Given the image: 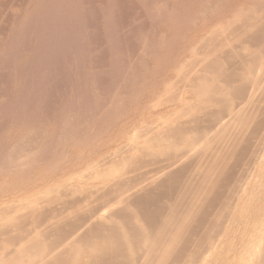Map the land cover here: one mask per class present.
I'll use <instances>...</instances> for the list:
<instances>
[{"label": "bare ground", "instance_id": "1", "mask_svg": "<svg viewBox=\"0 0 264 264\" xmlns=\"http://www.w3.org/2000/svg\"><path fill=\"white\" fill-rule=\"evenodd\" d=\"M208 1L210 2V0ZM153 2L155 3V1ZM157 2L155 3L157 6L155 4H152V6H154V9L155 6L159 9V12L158 10L154 11L158 12V16H161V6L159 8ZM77 3H80L79 0H76L75 5ZM149 3L147 4L149 5ZM146 7L148 8L146 10L150 11V7ZM161 9L164 12V8ZM208 10L211 9L209 8ZM62 12L65 13L64 10ZM220 12V16L216 18L217 22L214 24V26L217 25L218 27L215 28L213 26L214 29L207 32L209 36L207 39L205 37L202 38L203 41L200 39V42L206 43L208 50L205 53V58L203 56V60L200 59L201 57L198 58L201 60L200 64L198 62L199 69L189 70V76L183 72L182 65L178 66L176 70L177 74H181L177 75L175 80L177 79L178 81V77L182 76V72L187 76H184V79L181 77L183 80L181 81L182 85L185 80L182 92L178 96L174 93L176 98L174 97L169 102L160 103L157 106L152 105L153 109L154 107L156 108L155 110H151L149 107L150 101L143 102L144 105L140 106L136 112L128 114L122 119L119 132L113 138L103 140L101 135L103 134V128L115 121L112 119V114H114L113 109L118 104H121L119 103L120 101L122 102L121 97L124 94H120L121 88L119 94L117 93L113 96L114 98L117 95L119 100L116 98L117 100L115 99L114 101L111 97L110 106H107L108 104L104 106H107L106 109L104 108L105 114L102 112L104 115H94L93 112L95 111L92 110L91 112L90 109L91 113L89 112V115L93 114L92 116L94 117L91 116L89 118L85 112L86 114L84 115L89 118L90 123L85 116V120H87L85 123L88 122V124L86 123L87 126L84 128L86 132L85 136L82 135L83 137H80L76 127V130L72 131V127L75 124L73 121H76L77 117L79 119V116H81L80 114L76 117L72 113L76 119H70L69 114L73 110L72 100L65 101L66 103L62 106V112L57 117L53 116V121V117H49L52 122L48 125L45 122L47 126L44 127V132H42L44 135H40L41 130L38 132L40 134L36 139L41 136V140L38 139L39 141L35 140V137L33 139L31 134H28L30 131L27 132L25 129L33 128L37 124L35 117L38 116L37 118H39V115L41 117V112H38L37 116L29 115L25 117L23 115L25 118L22 116V119L27 125L25 123L20 124L18 121L16 128L10 125L11 130L0 138V181L8 180L10 184L7 182L9 184L7 189H12V191H6L8 192L7 200L0 199V205L26 197L29 201L26 208L32 212L31 214H38L41 217L46 212L49 214V211L44 212L41 207H38V205L40 206V200L44 199V196H52L58 189L59 191L63 189L65 193L63 199L65 197L64 200L66 202L61 204L62 206L64 205L63 211L58 214L54 211L47 220H43L44 222L35 223L34 227L29 231H22L26 234H24L25 236L22 234L23 236L21 235L18 239L16 238L15 242L18 244H14L17 245L16 249L12 248L11 250L10 245H2L3 247L0 250L3 252L0 251V264H170L176 258L177 255L175 257L174 255L179 251L182 243L185 246L184 240L189 241L187 236L190 238L191 235L195 238L193 239L192 237L191 239L192 241L195 240L193 241L194 246L188 245V247L186 245V247L191 248L188 252H181L184 255L183 258L177 257L181 260L180 263L178 262L179 264H264V183L259 180L261 175L256 174L258 168L261 171L264 170V147H258L260 152L256 156L253 154L252 156L249 155L250 158L248 156L253 168L252 166H250L252 170L249 168L248 162L246 167L250 171L246 174L243 170L246 176L242 178L243 174H241L240 177L242 179H238L239 175H236L235 179L237 180H235L233 171L234 176H232L231 182H234V185L232 186L233 183L230 185L232 187L229 188L230 190L224 188L227 192L229 191L227 194L225 192V197L222 196L223 193L220 194V197L217 193L218 187L228 177V166L231 163L230 161H232L230 157L234 156V158H237L236 153L239 154V147L242 146L241 142L245 141L246 134H250L253 131L256 132L255 130L259 128H264V42L262 41L264 38L260 39L263 43H260L259 46L256 45V50H252V41L248 42L249 40H245L244 42L247 36L258 33L259 38H261L260 34L264 33V19H262L264 17V0H250L247 5L240 8L234 7L229 11L220 10ZM148 14L150 15V12ZM154 14L153 17L155 19L157 16ZM77 16L79 17V15ZM77 16L74 15V17ZM165 16V18L169 17L168 14ZM81 18L84 17L81 16ZM81 18L78 19L79 21H77L75 26L73 25V28L75 27L73 30L75 35L71 33L74 35L73 40L70 39L71 37L68 38L66 34L55 37V39L47 38L46 34L50 32L41 33L38 34L36 39L32 38L35 40V46L32 51H18L19 53H16L13 59L11 58L13 60L12 85H14L13 88L10 87L12 88L9 93L11 100L8 102L6 99L5 101L3 98L0 99V106L8 102L7 105L15 109L14 105L22 100V97L23 100L25 98V101H27L31 95H36V100H34L37 103H35V106L40 107V103L45 101L43 100L45 97L43 94L45 89H47L48 82L52 81L50 76L53 73L47 71H49V68H53L52 62H55L53 60L58 58L61 61L59 56L61 50L60 52L58 51L62 45L68 46L69 41H73L74 44H71L76 46L73 50L78 52L76 58L73 57L76 60L73 58V61L71 60L74 62L75 68L76 64L78 66L84 65L88 58L90 61L91 57L89 56H93V54L89 55V49L87 50L84 47L88 36H86L84 27L81 25L83 23L80 22ZM174 19L175 16H171L169 24H172ZM107 20V27H109L111 26L109 16H107ZM113 21L115 22V20ZM48 28L51 29V25ZM69 28L71 30L72 26ZM16 33L14 32V34ZM218 35L223 37V40L218 44L217 50L215 46L212 48V44H215L213 40L215 41ZM231 36L233 37L232 39H230ZM145 38H142V40ZM251 40H254V38ZM236 42H243L241 48L239 47L240 50L234 47ZM224 47L230 48L229 50L226 48L229 51L228 53L224 52L226 51ZM71 48L72 46L67 49ZM199 49H201L200 46ZM222 49L226 53L225 57L219 55ZM218 51H220L219 54L217 53ZM63 52L67 54V51ZM146 52L148 53V51ZM69 55L70 53L67 56ZM3 56L4 54L0 49V59ZM69 59L67 60L69 61ZM57 61L56 63L59 65ZM192 61L195 62V60ZM1 62L4 63L5 61ZM194 62H192V67L195 66ZM234 62H237L239 70H233L235 68L228 69V67H231L230 65L235 64ZM62 63L63 61L60 64ZM91 64L94 65L93 61ZM127 64L130 65V63ZM71 66L69 69L72 68ZM64 67L63 69H65ZM73 69L74 67L72 72H74ZM130 69L133 72L132 68ZM138 69V73L144 71V69H141V71ZM50 70L52 71V69ZM125 70L127 72H124V76L125 73H130L128 72L129 70ZM72 72L70 70L69 74ZM66 74H68L67 71ZM69 74L67 77H69ZM48 76L51 79L49 81H47L49 79ZM171 77L173 78V76ZM79 78L82 82L85 80L83 76ZM69 79H71V74ZM144 79H146L144 73L126 75L125 88L130 90L138 81H144ZM52 83L54 84V82ZM170 83L163 89L165 92L170 93V90L174 89L171 87L175 84H173V81L172 85ZM119 86L121 87V85ZM168 88L170 89L168 90ZM113 90L115 91V89ZM114 91L111 90L109 92L113 94L112 92ZM65 93L64 91L63 94ZM129 93L127 95H130ZM85 94L88 95L87 92ZM98 94L100 95V92ZM164 94L166 95V93ZM187 95L193 101L187 99ZM95 97L97 96L95 95ZM21 103L23 104L24 102L21 101ZM86 104L89 105L88 102ZM43 106L42 109H44ZM45 109L47 110V108ZM81 109L76 110L81 111ZM2 110H6V108ZM97 110L100 111L101 108H97ZM188 112L189 114H187ZM2 115L5 114L2 113ZM187 115L191 116V119ZM16 116V120H19L20 117ZM202 118L206 119V121H203ZM77 124L79 125L80 123ZM77 124L75 125L77 126ZM37 128L40 129L39 127ZM37 128L36 131L31 129V132H37ZM256 133H258L256 134V137H258L259 131ZM253 134H250L252 136L251 140H253ZM261 135L263 136L264 134ZM57 136H60L59 139H57ZM248 142L250 141L248 140ZM259 142L260 144L262 143L260 138ZM244 144L246 145V143ZM252 144L248 146H252ZM46 152H49L48 158L46 157L47 160L42 155H46ZM65 153L79 156L74 159L71 157L65 158ZM242 154L245 153L243 152ZM41 155L45 159L42 160L41 158L43 162L39 160V157H42ZM145 158L146 160H144ZM149 158H152L153 161L150 163L149 160L148 165L146 161ZM234 161L233 159V163ZM143 163L146 165L145 168H147L144 169L145 172L141 169ZM187 163L191 164V168L187 167ZM38 171L41 173L39 177L32 178ZM241 171L236 173L240 174L242 173ZM229 172L231 171L229 170ZM83 173H87V175ZM181 180L184 181L180 188L178 187V190L173 193L171 187L175 184L179 186ZM224 183V186L227 185L226 182ZM7 189L6 186H0V191L2 192ZM187 189L191 193L190 198H187ZM77 195H81L83 198L80 199V196L78 198ZM21 204L20 206L18 205L19 207L12 204L14 206L12 208L17 207L16 209H11L12 212L16 210L15 213H18L20 211L18 208L22 207ZM49 204L47 205L50 206ZM10 205L7 204V207ZM251 205L255 207V210H252L250 214L245 213L246 208ZM24 207L22 209H25ZM16 218L17 216L13 215L5 219L7 223L3 224V226H7V229H9L8 226L11 227L13 225L14 228H17L20 223H27L26 220L22 221L21 218L16 220ZM20 219L21 222H19ZM17 221L19 224L15 226L14 224H17ZM197 221L201 222L200 224L198 223L199 227L201 225L200 230L194 229ZM218 228L219 230L217 231ZM22 232L20 231V233ZM49 236L53 237V240ZM191 240L190 242H192ZM5 244L8 245L4 242ZM1 253H4V255ZM180 256L182 257V255Z\"/></svg>", "mask_w": 264, "mask_h": 264}, {"label": "rangeland", "instance_id": "2", "mask_svg": "<svg viewBox=\"0 0 264 264\" xmlns=\"http://www.w3.org/2000/svg\"><path fill=\"white\" fill-rule=\"evenodd\" d=\"M81 1L82 0H79V2L81 4L77 3V5H75L76 0H68V2H67V0H39V1L38 0H0V49L2 50V52L4 54V56L0 59V72H1L0 78L2 79V80L0 79L1 80L0 85H2V86H0V89H1L0 90V96H1L0 99L3 98L4 101L6 99L8 102H9V100H11L10 99L11 96L9 95V93H10V89H12L14 86V85H12L13 84V81H12L13 80V73L11 74V72H13V70H12L13 69V60L12 59L14 58V55L16 53L23 52V51H25V52L26 51L27 52L32 51L33 47L35 46V44H34L35 40L34 39H36L38 37V34H41V33L46 34V32L47 33L50 32V33L46 34L47 38H55L58 36L60 37V36H62V34H66V36H68V38L71 37L70 39L73 40L74 35H75L74 31H73L75 27L73 28V25L75 26V24H77V21H79L78 19L81 18V16L84 17V18H81L82 20H80L81 23L82 22L84 23V24L82 23L81 25H82V27H84L86 36L89 37V38L88 37L86 38V42L84 43V47L87 48V50L89 49V51H88L89 55L93 54V56L91 55L89 57H91L90 61L92 60L93 64H94V65H92L91 64L92 61L90 62L89 58H88L84 65L82 64L81 66H78L76 64V68H75V64H74V62H72L73 61L72 58L73 57L76 58L78 52H76L77 50H75V51L73 50L74 47L76 48V46L72 45V44H74L73 41H71V42L69 41L68 46L65 45L67 47L62 45V47H60V49L58 48L59 51L58 50L57 51L60 52V50H61L60 54L62 53V55L59 54L61 61H60V59H58L56 57L57 59L53 60L55 62H52L53 68H49V71H47V72L53 73V74H51V76L48 74L50 77H52L51 78L52 81L48 82L49 84L47 85V89H45V91H44L43 95L45 97L43 96L44 97L43 100H45V101L41 100L42 101L41 103L44 105V106L42 105L44 109H42L41 103H40L41 108L35 106L36 105L35 103H37V101H35L36 95H34V96L31 95V97H32V98L30 97L31 100L27 99V101H25V98L23 100V97H22V100H20L19 102H17V104L14 105L15 109H14V107L12 108V106L9 107L7 105L8 102H6V104L4 103V105L0 106V128H1L0 129V134H1L0 138L4 134L8 133L11 130V128H10L11 126H14L16 128L18 125L17 121L20 124L25 123L22 119L23 115H25V117L26 116L28 117L29 115L37 116V113L41 112L40 113V114H42L41 117H40V115H39V118H37L38 116L35 117L37 120V124H35V126L33 128L30 127L28 129H25L27 132L30 131L28 134H31V137L33 139L35 137V140H37V141L41 140L40 139L41 136L44 135V133H42V132H44V127L53 121V119H54L53 116L57 117L62 112V108H63L62 106H64V104L69 100L70 101L72 100L71 102L73 105V110H72L73 112L71 111V113L69 114L70 119L75 120L76 117L81 114V116H79V119L77 117L76 121H73L75 124H77V123H80V124L79 125L77 124V126L74 124V127H72V129H73L72 131H74L75 127L77 128V131L81 137L86 132L84 128H86L88 122L90 123L89 118L93 114L92 115H89V114L92 112V110L95 111V112H93L94 115H104L106 107L110 106V102L112 101L113 96L117 93L119 94V90L121 88L123 91L121 90L120 94L121 93L124 94V95H122L124 98L121 97L122 99L121 98L120 99L122 100V102L121 101L119 102L121 104H118V106L115 107V109H113L114 114H112V119H114L115 121H113V123H111V124L110 123L107 124L103 128V132H102L103 134L101 135V139H103V140L110 139L111 137L113 138L119 132L122 119L128 114H133L134 112H136V110L139 109L140 106L144 105L143 102L150 101L149 107L151 108V110H155L156 109L155 107L153 109L154 105L157 106L160 103L163 104L164 102L165 103L169 102L174 97L176 98L175 94H177V96H178L179 93L182 92V89L185 86L184 85L185 80H184L183 85H182L181 81H183V80L181 77H183V79H184L185 77L189 76V74H188L189 70L193 71V70L199 69L200 61L203 60L202 59L203 56L205 58V55H206L205 53L208 50L206 48L208 46L206 45L205 42H202L203 41L202 38L205 37V39H207L209 37L207 32L214 29V27L215 28L218 27L217 25L214 26V24H216V22H217L216 18H218V16H220V13H221L220 10L226 12V11H229L231 8H234V7L240 8L244 5H247V3H249L250 0H248V1L247 0H214V1L210 0V2L208 0L207 1H205V0H167V1L166 0H162V1L161 0H119L118 1V0H116L117 2L115 0H103V1L102 0H83L82 2ZM153 1H155V3L158 1L157 2L158 7L161 6V8H164V12H163V10L159 7L160 11H162V12H160V14L162 13L163 17H162V15L161 16L159 15L160 16V18H159L158 14H157L159 12V9L156 8L157 5ZM251 1H255V0H251ZM137 2H139V3H137ZM36 3L39 5H37ZM147 3H149V5ZM159 3H161V4L159 5ZM208 3H210V4H208ZM58 4H60V5H58ZM152 4L156 5L155 9H154V6H152ZM79 5H80L81 9L79 8ZM146 6L150 7L149 8L150 11L146 10V9H148ZM201 6H202V8L200 9ZM205 6L207 7V11H206ZM61 7L63 8L65 13L62 12L63 10ZM64 7H66V8H64ZM71 7H72V9H71ZM36 8H38V9H36ZM57 8H59L60 10ZM209 8L211 10H208ZM26 9H28V10H26ZM152 9H153V11H152ZM105 10H107V11H105ZM112 10H114V11H112ZM154 10H156V11L158 10V12H156ZM165 10H167V11L165 12ZM146 11L148 13L150 12V15ZM47 12H49V13H47ZM81 13H82V15H81ZM31 14H32V17H31ZM66 14H68V15H66ZM76 14L79 15V17ZM153 14L155 16H157L156 17L157 19L156 18L154 19ZM167 14L169 15V17L165 18L166 17L165 15H167ZM74 15L77 17H74ZM17 16H18L19 20H18ZM56 16H57V19H56ZM71 16H72V18H71ZM107 16L110 17L109 23L112 27L111 26L107 27V24H108ZM171 16H173V17L175 16V19L173 20L172 24L171 23L169 24V20H170ZM263 16H264V14H263ZM73 17H74V20H73ZM52 18L54 19V21H52L53 20ZM158 18L160 19V21ZM25 19H27V20H25ZM43 19H44V21H43ZM70 19H72L73 22H71L72 20H70ZM163 19H164V21H163ZM165 19H167V20H165ZM262 19H264V17ZM113 20H115V22ZM23 21H24V25H23ZM42 21H43V23H42ZM45 21H47L48 23ZM33 22H34V24L35 23L36 24L34 25ZM16 23H17V25H16ZM29 24L32 25L33 27L30 26ZM13 25H15V26H13ZM50 25H51V29L48 28V27H50ZM38 26H40V27H38ZM42 26H44V27H42ZM68 26L69 27L72 26V28H73V29L71 28L72 31L70 30V28ZM12 27H13V29H12ZM53 27H54V30H53ZM11 29H12V31H11ZM96 29L98 32L96 31ZM26 30H27V34H26ZM69 30H70V32H69ZM14 32H17V33L14 34ZM71 33L74 35H72ZM206 33H207V35H206ZM145 34H146V36H145ZM49 36H51V37H49ZM33 37H34V39H32ZM145 37L147 38V40ZM249 37H250V39H249ZM249 37L247 39L245 38L244 42H245V40H247V41L249 40L248 42L252 41V43H253V45H251V46H253L252 50H256V45L259 46L260 43L264 42V39H263L264 33L260 34L261 38H259L258 33L252 34ZM142 38H145V39L142 40ZM216 38L218 39V41ZM216 38H215V41L213 40V42L217 46L215 44L214 45L212 44V48H213V46H215L218 50V44L223 40V37L218 35V36H216ZM232 38L233 37L231 36L230 39H232ZM253 38H254V40H251ZM25 39H27V40H25ZM200 39L202 40L201 41L202 44L200 42ZM260 39L261 40L263 39L262 40L263 42H261ZM19 42H21V43H19ZM143 42H144V44H143ZM4 43H6V44H4ZM199 43H200V45H199ZM146 44H148V45H146ZM149 44H150V46H149ZM235 44H237V45H235ZM235 44H234V47H236V49L238 48L237 50H240L243 42L242 43L236 42ZM17 45H19V46H17ZM158 45H161V46H158ZM26 46H27V50H26ZM71 46H72L71 49H67ZM146 46H148V47H146ZM199 46L201 49H199ZM204 46H205V48H204ZM16 47H18V48H16ZM63 47H65L66 49L64 48L65 49L64 50ZM19 48L21 49V51ZM224 48L226 50L227 47H224ZM229 49L230 48H227V50H229ZM68 50H69V52H68ZM223 50L224 49H222L221 53H220V51L217 52L218 54L220 53L219 55H221V57H225L224 55H226V53L229 52L226 50V51H224L226 53H224ZM63 51H65V52L67 51L66 52L67 54H64ZM72 51H74V52H72ZM146 51H148V53ZM71 52H72V55H71ZM69 53L72 57L70 55L67 56ZM73 53H76V54H73ZM222 53H224V54L222 55ZM218 54H217V56H219ZM61 56L64 57L63 58L64 60L62 59ZM66 56H67V59L70 58L69 61L66 59ZM221 57L219 56V58H221ZM75 58H73V59H75ZM190 58H192V59H190ZM198 58H200L201 60ZM137 59H138V62H137ZM153 60H155V61H153ZM192 60H195V62ZM1 61H5V62L2 63ZM56 61L59 62V65H58V63H56ZM62 61H63V63L60 64ZM188 61H191V62H188ZM126 62L130 63V65H132L134 67L130 66ZM192 62H194L193 64H195L194 67H192L193 66ZM198 62H199V64H198ZM234 63L235 64L230 65L231 67H228V69L235 68L233 70H239V68L236 64L237 62H234ZM7 64H10V65H7ZM63 64L65 65V67ZM68 64H70V65H68ZM137 64H139V65L136 66ZM188 64H190V65H188ZM121 65H122V67H121ZM180 65H182L183 72H185L187 76L185 75V73L182 72V76H179L178 81H177V79L175 80V78H177L176 76L180 75L181 73L177 74L178 72H176V70L178 69V66H180ZM55 66L56 67L58 66V67L56 68ZM60 66H62V67H60ZM66 66H67L68 70H66L67 69ZM70 66L72 68L74 67V69H73L74 72H72V68L69 69ZM189 66H191V67L189 68ZM63 67L65 69H63ZM123 67H128V68H123ZM138 67H139V69H138ZM130 68H132L133 72L135 70H136L135 72H137V69L139 71H141V69L142 70L144 69V71H142L140 73L134 72L135 73L134 74L133 72H131ZM50 69H52L53 72ZM54 69H56V70H54ZM88 69H89V71H88ZM125 69L129 70L128 72L132 73V74H130V73L126 74L125 73V76L126 75H128V76L129 75H140V74L144 73V76L146 79H144V81H138L137 84H135L131 88L129 87L130 90H128L127 88H125L126 85L124 82L125 76L123 74H124V72H127ZM70 70L72 72V73H70L71 79H69L70 78V74H69ZM59 71L61 74L59 73ZM66 71L69 74V77H67L68 74H66ZM62 72H64L65 75L62 74ZM59 74L64 75V76L61 77ZM117 74H118V76H117ZM77 75H80L81 77L83 76V78L85 77L84 78L85 82L84 81L82 82L81 79L79 78L80 76H77ZM49 76H48L49 79L47 78L48 79L47 81L51 80ZM170 76H173V78L172 77L170 78ZM54 78H56V79H54ZM122 78H124V79H122ZM68 79H69V81H67ZM55 80H56V82H55ZM78 80H80V81H78ZM11 81H12V83L9 84ZM94 81H95V83H93ZM172 81H173V84H175V85H173V87H171V88L172 89L174 88V89L170 90V93L165 92L163 89H165V87L170 82H171L170 84L172 85ZM52 82H54V84ZM72 82H74V83L72 84ZM81 82H82V84H81ZM179 82L181 83L180 85H179ZM121 83L122 84L124 83V85H122ZM119 85H121V87ZM10 87H12V88H10ZM180 87H181V89H180ZM63 88H65V89L63 90ZM113 89H115V91ZM131 89L133 90V92ZM169 89L170 88H168V90ZM84 90L87 92V94L89 96L85 94L86 92ZM92 90H94V91H92ZM111 90L114 91V92H112L113 94L110 93ZM178 90H180V91H178ZM64 91L66 92L65 94H66L67 98L65 97V94H63ZM129 91H130V93H129ZM99 92H100V95L98 94ZM92 93L95 94L97 97H95V95H93ZM127 93H129L130 95H127ZM164 93H166V95ZM31 94H34V93H31ZM72 94H73V98H72ZM98 95H99V97H98ZM134 95H135V98H134ZM93 96H94V98H93ZM51 97H53L52 100H51ZM87 97H89V98H87ZM96 98H98V99H96ZM116 98L119 100L117 95L113 98V100L115 101ZM187 99H190L193 101V99H191L190 96H188V95H187ZM53 100L56 101V103L58 105L56 103H54ZM21 101L24 102L23 104L25 107L23 106ZM32 102H33V104H32ZM49 102H52V103H49ZM86 102H88L89 105H87ZM28 103L29 104L31 103V104L29 105ZM73 103H75V104H73ZM78 104H80V105H78ZM106 104H108V105L106 107H104ZM74 106H75V109H74ZM76 106H79V107H76ZM36 107H37V109H40V110H37ZM5 108L7 111L2 110ZM45 108H47V110ZM81 108H84V109H81ZM97 108L98 109L101 108V110L99 111V110H97ZM25 109H27V110H25ZM76 109L77 110L81 109V111L80 110L77 111ZM86 109H87V111L89 109V111L87 112ZM90 109H91V112H90ZM74 110H75V112L77 111L76 112L77 114L74 112ZM28 112H29V114H28ZM55 112L58 114H56ZM102 112H104V114ZM2 113L5 115H2ZM23 113H25V114H23ZM72 113H74L76 117L74 115H72ZM6 114H9V115H6ZM84 114L89 116V118ZM187 114H189V112ZM13 115H15V116H13ZM16 115H18L21 120L20 119L16 120L17 119ZM70 115H72V116H70ZM3 116L4 117L6 116V117L4 118ZM7 116H8V118H7ZM85 116L87 117V120H88V122H86L87 124L85 123V121H87V120H85L86 119ZM25 117L23 116V118H25ZM49 117L52 118V121H51V119H49ZM92 117H94V116H92ZM188 117H187V119H188ZM189 118L191 119V116ZM79 120H80V122H79ZM202 120L206 121V119H204V118H202ZM45 122L47 125H45ZM25 125H27V124L25 123ZM36 126L39 127L40 129H38ZM35 127L38 129L37 132H35L36 131ZM80 128L83 129V130L81 129L83 132L80 130ZM2 129H4V130H2ZM31 129L32 130L34 129L35 131L31 132L32 131ZM263 129L259 128V129L255 130L256 132L259 131L258 137L260 138V141L262 142L261 144H260V142L258 143L259 138L256 137V134H258V133L254 132V131L252 132V133H254L253 134V140H251L252 139V136H251L252 133H250L251 135L248 133L249 137L250 136L251 137L249 138L248 134H246V137L245 136L244 137L247 139V141L249 140L250 142L247 143L246 139L243 137L245 139V141H243V139H242L243 142H241L242 146L239 147V154L236 153L238 156L235 154L236 157L238 158V160H236L237 158H234V156L230 157L231 158L230 160H232V161H230L231 165L229 164V166H228V177H227L228 179L227 178L225 180L223 179L224 181L221 183L223 188L221 185H220L221 187L220 186L218 187L219 190H217V193L219 194V197H220V194H222V193H223L222 196H224V197L227 193H229V191L227 192V190H225L224 188H227L228 190H230L229 188H232V187H230V185L232 183H233L232 186L234 185V182H231V180L233 179L232 176L235 175L234 176V179H235V177H237L236 175H239L237 178L242 179L250 171L248 169V167H246L247 163L249 162L250 156H252V154L256 156L260 152L259 151L260 149L258 147H260V148H262V146L264 147V138H263L264 135L263 136L261 135V134H264ZM39 131L41 134L38 133ZM34 133H37L38 135L34 134ZM39 134L41 135L40 138L36 139V137H39ZM59 137L60 136H57V139H59ZM244 143H246V145ZM251 144H252V146H248ZM249 150H250V152H249ZM241 151H242V153L244 152L245 154H242ZM42 155H44V157L46 159V157L48 158L49 152H46V155L45 154H42ZM78 156L79 155L65 153V158L71 157L74 159V158H77ZM248 156H249V158H248ZM41 158H42V160H45L43 158V156L39 157V160L41 162H43L41 160ZM246 158L248 159V161ZM233 159L236 162L234 161V163H233ZM144 160H146V158ZM149 160H150V163H151V161H153L152 158L151 159L149 158L146 161L147 164L149 163ZM249 163H248L249 168L252 170V168H253L252 163L251 162H249ZM143 164L141 166V169H142V171L145 172L144 169H147V168H145L146 165L144 164V166H143ZM244 165H245V167H244ZM250 166H252V168ZM187 167L191 168V164L187 163ZM229 167H233V168H229ZM229 170L231 172H229ZM243 170H244V172H246V174L243 172ZM233 171H234V175H233ZM239 171H241L242 173L237 174L236 172L239 173ZM40 174H41L40 171H38L37 173H35L33 175L32 178H34V179L38 178ZM83 174L87 175V173H83ZM241 174H243L242 178L240 177ZM256 174L261 175V179H259V180H261L264 183V170L261 171V169L258 168L256 171ZM194 180H196V179H194ZM235 180H237V179H235ZM183 181L184 180L180 181L179 186L175 184V185H173L174 187L173 186L171 187V190L173 189V191H172L173 193L178 190V187L180 188ZM7 182L9 183L8 180H3V182L0 181V186L1 187L6 186V189H7V187H9V184H10V183L8 184ZM224 182H226L228 187H226L227 185H225V186L223 185V184H225ZM175 187H177V188H175ZM6 191L11 192L12 189H10V190L7 189L3 192L0 191V199L7 200L6 196H7L8 192H6ZM187 191H188L187 192V198H190L191 193H190L189 189H187ZM225 192H226V194H225ZM56 193H55L56 195L52 194V196L51 195H48V197H47V195H46V197L44 196V199L42 198L40 200L41 202H39L40 206L38 205V207H41V209H43L44 212L49 211V214H47L48 212L44 213L46 218L44 217V215L40 217L38 214H31L32 212H30L26 208V207H28L27 203L29 202L26 199V197L20 198V199L16 200L15 202H11V203L6 202L5 205L4 204L0 205V216H1L0 217L1 218L0 219V226H1L0 227V248L2 249L3 246H9L10 245L9 247H11V250H12V248L16 249L17 245H18L17 242H15L16 238L18 239V237H21L22 234L23 235L26 234L24 232L32 229L34 227L33 225L35 223H38V222L41 223L43 220L44 221L47 220V218L50 215H52L54 213V211L56 212V214L63 211L64 205L62 206L61 204L66 202L64 200L65 197L63 199V195L65 194L64 190L62 189L61 191H59V189H58L56 191ZM79 196H80V199L83 198V196L82 197H81V195H79ZM79 196L77 195L78 198H79ZM58 197H59V199H58ZM224 197H222V198L224 199ZM49 198H51V199H49ZM45 200H47L48 202ZM19 203L20 204L22 203L21 204L22 207L18 208V209H20V211H18V213H15L16 210H14L12 212L13 209H16L17 207L20 206ZM48 203H50L49 204L50 206L47 205ZM7 204H9V205L11 204L10 205L11 207L8 206L10 208V210L7 207ZM12 204H14V206H17V207L12 208V207H14ZM23 204L25 207L23 206ZM23 207L25 209H22ZM252 207H253V209H252ZM21 209H22V211H21ZM252 210H255V207L251 205L250 207L246 208L245 213L250 214ZM5 214H7V215L5 216ZM11 214H12V216L16 215L18 220H19V218H21L22 221L26 220L27 223L26 224L25 223L19 224V222H21V219H20L19 222L17 221V224H14L15 226H18V224H19L18 227H20V228H18V227L14 228V226L12 225L11 227L8 226L9 229H7V226L4 227L3 224L7 223L6 222L7 220L5 221V219L12 217ZM32 215H34V216H32ZM3 216H4V218H3ZM17 218H16V220H17ZM38 219H40V220H38ZM198 223L200 224L201 222L197 221L196 225H194L196 228H194V226H193V228L200 230L201 225L199 227ZM22 224H24V225H22ZM17 230H18V233H20V231L21 232L24 231V232L18 234ZM218 230H219V228L217 229V231ZM49 237L51 238V240H53V237H51V236H49ZM192 237H193V235H191L190 238L187 236V240H189V241L184 240L185 246H183L184 244L182 243V245L179 249L180 252L178 251L174 255V257L176 255L177 256H176V258L173 257L174 258V260L172 261L173 263L171 262L170 264H175V263L179 264L181 262L180 259L184 257V255L182 254L183 251L188 252L190 250V248L192 246H194L193 241H195V240L192 241L191 240ZM2 239H4V240H2ZM193 239H195V238L193 237ZM230 239H232V238H230ZM190 240L192 242H190ZM4 242L7 243L8 245H6V244L4 245ZM187 242H188V244H186ZM14 244H17V245H14ZM186 245L187 246L191 245V247L188 248L189 246L186 247ZM182 249H184V250H182ZM9 251H10V249H9ZM1 252H3V251H1ZM1 254L4 255V253H1ZM180 255H182V257ZM177 257L180 259H178Z\"/></svg>", "mask_w": 264, "mask_h": 264}]
</instances>
